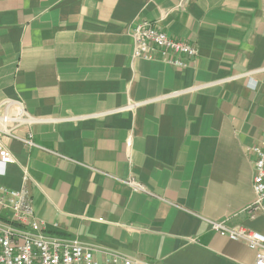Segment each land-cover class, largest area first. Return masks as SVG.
Masks as SVG:
<instances>
[{
  "label": "crops",
  "instance_id": "0c3cea01",
  "mask_svg": "<svg viewBox=\"0 0 264 264\" xmlns=\"http://www.w3.org/2000/svg\"><path fill=\"white\" fill-rule=\"evenodd\" d=\"M137 19L189 42L179 68L133 59ZM0 132L49 233L150 264H255L207 220L264 232L252 155L264 139V0H0ZM29 140L32 144L24 142ZM30 180L23 179V170ZM145 188L134 191L123 180Z\"/></svg>",
  "mask_w": 264,
  "mask_h": 264
},
{
  "label": "built area",
  "instance_id": "2783aa9c",
  "mask_svg": "<svg viewBox=\"0 0 264 264\" xmlns=\"http://www.w3.org/2000/svg\"><path fill=\"white\" fill-rule=\"evenodd\" d=\"M131 57L159 60L183 68L197 55L196 47L186 41L169 36L155 23L137 19L132 23ZM29 117L19 102L0 103V132L12 136L11 130ZM32 144L29 140H24ZM252 155L253 202L246 212L253 218L261 212L264 219V139L248 148ZM15 162L12 152L0 141V164ZM23 179L30 180L24 169ZM134 191L146 188L130 177L123 180ZM210 228L230 240L245 243L255 252V264H264V232L242 225L227 226L224 221L207 220ZM0 264H102L95 249L77 237L49 233L36 218L28 189L10 188L0 184ZM103 264H150L119 252L106 253Z\"/></svg>",
  "mask_w": 264,
  "mask_h": 264
}]
</instances>
